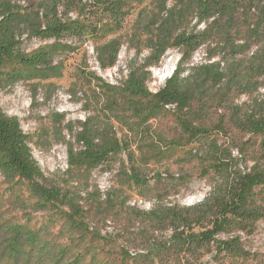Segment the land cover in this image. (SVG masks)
Here are the masks:
<instances>
[{
	"label": "trees",
	"instance_id": "trees-1",
	"mask_svg": "<svg viewBox=\"0 0 264 264\" xmlns=\"http://www.w3.org/2000/svg\"><path fill=\"white\" fill-rule=\"evenodd\" d=\"M142 2L0 0V91L56 74L57 57L72 50L66 40H92L99 68L114 67L123 46L116 35ZM154 2V12L137 15L129 36L135 58L126 76L117 85L93 73L77 79L95 89L91 97L82 93L86 118L64 127L74 141L65 143L69 171L111 166L121 153L132 159L134 151L147 166L186 143L210 139L214 129L226 132L225 124L264 136V99L258 97L264 85V0ZM31 38L46 44L27 52L23 43ZM170 49L180 59L164 85L151 92L149 68L159 67ZM200 49L204 63L191 65ZM241 96L247 102L236 105ZM220 110L212 123L211 111ZM167 117L174 121L169 139L152 126ZM210 141L206 174L217 181L208 196L192 207L157 206L145 213L154 230L170 235L131 254L110 250L113 241L89 228L82 205L46 184L31 137L0 109V264H166L171 258L174 264H199L204 252H214L216 264L249 259L238 233L251 234L264 220V164L256 160L241 171L217 139ZM128 171L127 182L146 184L138 166ZM37 214L46 218L40 222Z\"/></svg>",
	"mask_w": 264,
	"mask_h": 264
},
{
	"label": "rangeland",
	"instance_id": "rangeland-1",
	"mask_svg": "<svg viewBox=\"0 0 264 264\" xmlns=\"http://www.w3.org/2000/svg\"><path fill=\"white\" fill-rule=\"evenodd\" d=\"M154 5V0H143L127 18L122 31L116 35L122 39L123 46L114 67L106 70L99 68L92 40H66L63 42L71 45L72 50L57 57L55 63L59 64V70L56 74L47 79L20 82L0 91V109L8 116L16 117L22 131L31 137L32 156L43 172L46 184L59 187L64 193L71 195L77 204L82 205L89 228L113 241L110 250L123 248L131 254L144 252L147 241H165L170 235L166 230H154L145 213L157 206L175 204L192 207L208 196L217 181L212 172L206 174L210 140L217 139V143L235 158L233 165L241 171L251 167L256 160L264 164V136H251L225 124L226 132L217 133L214 129L210 139L186 143L167 153L162 160L149 161L147 166L139 159L138 152L134 151L132 159L129 160L127 154L121 153L111 166H102L93 171H69L65 143L74 141L64 127L67 123L76 127L78 122L86 118L87 113L81 101L82 93L85 91L91 97L92 90L95 89L84 87L77 83V79L83 74L93 73L104 82L117 85L126 76L127 65L135 58V49L128 39L137 15L154 12ZM69 16L74 18L76 14L70 13ZM200 28L201 26L198 27ZM45 44L44 41L31 38L23 43V49L28 52ZM146 55L147 51H143L138 59L140 64ZM204 56V49L198 50L193 55L191 65L204 63ZM166 59L174 62L175 70L180 59L179 52L176 49L168 50L159 67L149 68L147 87L151 92L161 88L172 75L164 79L159 76ZM258 94L259 99H264V85L260 87ZM244 102H247V97L241 96L234 103L243 106ZM222 112L220 110L215 114L211 111L212 123L217 121L216 115ZM152 126L165 134L167 139L174 134V121L169 117L153 121ZM74 146L77 148L75 143ZM134 148L135 146L132 147ZM130 166H138L140 173L144 174L146 184L127 182L126 173H129ZM36 217L41 222L46 215L37 214ZM197 230L196 227L195 231ZM238 235L242 246L250 253V258L243 261L225 259L222 262L264 264V220L256 223L251 234ZM225 237L227 235L220 236ZM214 256V252H204L200 254L198 263L216 264ZM174 263L171 258L166 264Z\"/></svg>",
	"mask_w": 264,
	"mask_h": 264
},
{
	"label": "bare ground",
	"instance_id": "bare-ground-1",
	"mask_svg": "<svg viewBox=\"0 0 264 264\" xmlns=\"http://www.w3.org/2000/svg\"><path fill=\"white\" fill-rule=\"evenodd\" d=\"M173 69H174V62H171L169 59H166L159 72L160 78L164 79L170 76L172 74Z\"/></svg>",
	"mask_w": 264,
	"mask_h": 264
},
{
	"label": "water",
	"instance_id": "water-1",
	"mask_svg": "<svg viewBox=\"0 0 264 264\" xmlns=\"http://www.w3.org/2000/svg\"><path fill=\"white\" fill-rule=\"evenodd\" d=\"M174 70V69H173ZM173 72V71H172Z\"/></svg>",
	"mask_w": 264,
	"mask_h": 264
}]
</instances>
